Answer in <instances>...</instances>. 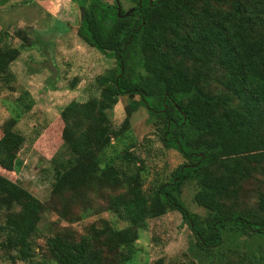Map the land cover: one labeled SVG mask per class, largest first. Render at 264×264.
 <instances>
[{"label":"trees","instance_id":"1","mask_svg":"<svg viewBox=\"0 0 264 264\" xmlns=\"http://www.w3.org/2000/svg\"><path fill=\"white\" fill-rule=\"evenodd\" d=\"M75 1L85 8L78 37L115 59L116 67L97 78L102 87L98 98L72 101L61 112L62 139L74 155L62 168L64 181L82 183L95 176L98 153L111 139L127 132L130 117L139 107L161 126L163 146L187 161L168 182L153 187L149 198L142 191V161L133 152L123 153L124 168L108 165L103 175L110 186L128 187L127 195L111 196L108 209L130 227L114 230L106 224L94 241L102 237L103 245L127 248L138 239V229L148 219L170 210L182 215L199 246L217 247L226 227L242 228L255 241L262 240L257 246L264 262V216L220 212L219 202L225 190L232 191L237 185L236 159L264 154V0H132L134 10L128 15L119 0L113 5L101 0H89L88 5L86 0ZM227 3L230 10L219 7ZM16 37L22 43L11 47L0 35V74L21 51L47 43L39 37L28 42L22 30L16 31ZM186 61L192 62L191 70ZM211 63L221 72L223 91L217 93L203 87L211 77ZM137 67L140 71L136 72ZM124 95L139 99L129 102L124 121L114 130L107 112ZM13 123L5 124L0 138V165L8 171L13 170L15 151L24 141L12 130ZM216 166L223 175L211 178L219 170ZM191 178L198 186L195 202L211 212L204 231L175 192ZM257 199L258 209L264 212V193ZM15 206L18 213L0 226L3 247L27 261L33 256L32 237L43 207L30 193L0 176V212ZM51 246L56 264L101 263V250L86 237L74 243L57 237Z\"/></svg>","mask_w":264,"mask_h":264},{"label":"rangeland","instance_id":"2","mask_svg":"<svg viewBox=\"0 0 264 264\" xmlns=\"http://www.w3.org/2000/svg\"><path fill=\"white\" fill-rule=\"evenodd\" d=\"M101 1L113 5L115 0ZM119 4L123 11L134 10L132 0H119ZM219 7L230 10L228 3ZM84 10L75 0H0V35L4 43L19 47L22 40L16 37L18 30L27 35L28 42L36 37L47 42L21 51L8 70L0 74V138L5 124L14 121L12 130L24 139L15 151L13 170L0 165V176L30 193L43 207L32 237V258L22 261L16 252L5 249L0 232V264H56L51 245L57 237L71 243L85 237L92 240L93 246L102 252L100 264H154L157 260L162 264H264L260 260L262 249L257 246L263 244L262 240L255 241L242 228L229 226L223 230L219 246H199L178 211L169 210L148 219L138 229V239L127 248L103 245L102 237L94 241L106 224L114 230L130 227L108 209L111 196L128 192L126 184L110 186L103 175L108 165L124 168L123 153L133 152L142 161V191L149 198L153 187L168 182L172 173L187 161L176 150L163 146L161 126L139 107L130 117L127 132L111 139L98 153L99 171L95 176L82 183L64 181L62 168L73 161L74 155L62 139L61 112L72 101L83 103L98 98L102 87L97 78L116 67L115 59L78 37ZM185 64L192 69L191 61ZM135 71H140L139 67ZM209 74L211 77L203 87L213 93L223 91L219 85L221 72L215 63L210 64ZM138 99L118 97L107 112L112 129L120 128L129 102ZM236 161L237 185L232 191H224L219 199L220 212H248L261 218L264 212L258 209L257 195L264 193V154ZM216 168L219 170L215 169L216 175L211 178L223 175L222 168ZM181 185L175 190L177 196L202 230H206L211 212L195 202L197 181L191 178ZM18 211L17 206L1 211L0 226Z\"/></svg>","mask_w":264,"mask_h":264},{"label":"water","instance_id":"3","mask_svg":"<svg viewBox=\"0 0 264 264\" xmlns=\"http://www.w3.org/2000/svg\"><path fill=\"white\" fill-rule=\"evenodd\" d=\"M140 1H141V0H139V2H140ZM116 3L118 4V0H116ZM118 11L120 12V9H119V8H118ZM132 11H133V9H130L129 11L126 12L125 15L130 14Z\"/></svg>","mask_w":264,"mask_h":264}]
</instances>
